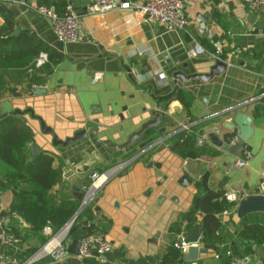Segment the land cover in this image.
I'll return each instance as SVG.
<instances>
[{
  "label": "crops",
  "instance_id": "obj_1",
  "mask_svg": "<svg viewBox=\"0 0 264 264\" xmlns=\"http://www.w3.org/2000/svg\"><path fill=\"white\" fill-rule=\"evenodd\" d=\"M181 1L188 26L177 32L144 22L134 11L93 14L90 0H71L90 42L63 43V50L55 46L59 41L49 19L36 10V0H26V5L5 3L14 15L15 31H19L13 35L29 34L42 50L61 55L62 60L38 67L44 52L23 59L0 53V123L18 118L33 132L31 155L55 156L54 166L62 169V180L47 195V201L55 207L77 206L73 217L82 212L90 175L114 169L94 202L100 235L113 245L104 264H161L178 236L191 233L193 228L188 230L186 225L179 233L171 229L191 208L198 193L196 184L205 176L208 188L220 194L240 191L249 197L263 192L264 9L251 12L241 0ZM4 23L0 15V27ZM194 42L208 54L188 58ZM214 42L223 45L225 71L209 82L190 78L211 72L217 62L210 56ZM95 73H102L103 79L92 83ZM175 74L188 80H175ZM178 91L184 93L188 108ZM257 105L263 109L261 115L254 114ZM158 106L164 117L157 129L123 151L104 146L126 144L152 119ZM237 113L252 117L253 136L243 148L230 151L211 143L201 147L195 143L200 154L196 159L172 150L171 138L182 133V126L200 123L205 124L200 133L207 137L216 133L231 146L226 125ZM162 128L164 136L160 135ZM82 131L88 132L84 139L68 146L54 144V135L65 142ZM141 144L145 148L141 149ZM245 152L252 155L248 168L232 169ZM14 196L11 187L0 193V213L11 210ZM217 219L223 225L221 236L226 245L241 249L243 242L234 232L245 225H264L263 213L239 219L236 212L224 221L219 215ZM107 223L108 230L102 231ZM88 225L85 219L76 220L62 260L47 258L37 264H103L96 254L83 260L69 252L73 242L88 233ZM12 227L22 239L21 254L40 250L50 238L47 227L35 235L20 217ZM200 247L199 264H225L226 255L221 259L213 245L202 241ZM248 257L252 264H261L256 255Z\"/></svg>",
  "mask_w": 264,
  "mask_h": 264
},
{
  "label": "trees",
  "instance_id": "obj_2",
  "mask_svg": "<svg viewBox=\"0 0 264 264\" xmlns=\"http://www.w3.org/2000/svg\"><path fill=\"white\" fill-rule=\"evenodd\" d=\"M38 7L54 8L62 13L68 0H36ZM0 15L5 23L0 27V53L6 57L23 59L26 57H38L41 52L48 55V63L58 64L62 60L61 55L42 50V46L29 34L21 33L14 36L16 23L14 15L5 3H0ZM182 102V92L178 91ZM185 107L190 106L184 103ZM262 107L256 106L255 115H261ZM195 121V120H194ZM192 121V122H194ZM205 124L194 125L191 132L178 133L171 138L172 150L184 158L196 159L200 156L195 150L197 132ZM202 134V132L200 133ZM32 130L16 117H10L0 123V193L11 187L15 196L9 212H15L29 227L32 233L40 235L45 227H50L54 232L59 231L79 209L75 207H55L47 201V195L52 192L62 180V169L54 166L55 156L50 153L31 155ZM88 184V183H87ZM198 193L193 199L191 208L182 216L179 223L172 226V232L179 233L183 225L191 229L195 225L201 226L202 241L213 245L221 259L226 255L227 264L233 257H248L261 250L264 253V225L252 224L240 227L234 232L242 244V248L227 246L221 236L223 225L217 219L228 208V204L220 201L222 194L208 188L207 177L196 184ZM78 208V209H77ZM3 213H0L2 215ZM95 205L85 208L77 216V219H85L89 222L88 233L100 235L96 225ZM110 223H107L108 230ZM13 232L15 231L12 227ZM16 234V232H14ZM86 234V235H87ZM17 235V234H16ZM102 236V235H101ZM174 244V243H173ZM22 247V245H21ZM37 250L31 249L21 254V248L17 255L20 262L26 261ZM161 264H189L184 255L176 250L173 245L162 258ZM264 264V258L261 259Z\"/></svg>",
  "mask_w": 264,
  "mask_h": 264
},
{
  "label": "built area",
  "instance_id": "obj_3",
  "mask_svg": "<svg viewBox=\"0 0 264 264\" xmlns=\"http://www.w3.org/2000/svg\"><path fill=\"white\" fill-rule=\"evenodd\" d=\"M243 5L251 12H261L264 9V0H241ZM0 3H14L26 5V0H0ZM90 11L93 14H106L116 10L134 11L141 16L144 22L157 23L169 31H184L188 26V19L184 13V5L181 0H144L142 3L133 0H90ZM41 15L49 19L51 29L57 40L61 43L90 42L89 38L83 33L81 22L71 0H68L62 13L55 11L54 8L37 7ZM213 51L210 53L215 61L222 60L223 45L221 42L213 43ZM208 54V51L199 43L194 42L187 52L188 58H199ZM48 55L41 54L37 61V66L48 63ZM103 79L102 73H95L92 76V83H97ZM194 125H184L181 132H191ZM196 144L201 147L209 145L207 135L197 132ZM252 158L250 152H245V156L232 164V169L245 171ZM114 169L103 173L93 172L90 175L89 183L84 188L83 200L80 205V211L94 205L102 186L113 174ZM248 196L240 191H229L222 194L220 201L228 204L219 218L224 221L231 214L235 215L240 202ZM78 216V215H77ZM77 216L73 217L60 231L51 233V228L47 227L45 232L49 231L50 238L48 242L38 250L33 256L24 262H19L17 257L22 239L13 232V222L18 215L15 212H6L0 215V264H37L47 258L53 261H60L67 255V245L69 234L75 224ZM186 236H178L173 247L181 254L185 255L191 246L184 242ZM203 236H200V243ZM199 243V244H200ZM113 250V245L101 235L87 234L79 241L78 257L80 259H89L97 255L101 263L107 262V257ZM201 252V249H200ZM200 254V253H199ZM227 264H252L250 257H233Z\"/></svg>",
  "mask_w": 264,
  "mask_h": 264
},
{
  "label": "water",
  "instance_id": "obj_4",
  "mask_svg": "<svg viewBox=\"0 0 264 264\" xmlns=\"http://www.w3.org/2000/svg\"><path fill=\"white\" fill-rule=\"evenodd\" d=\"M19 31L16 30L15 34H17ZM55 46L59 50H63V43L58 42L55 44ZM226 65L221 62L217 61L216 64L212 67L211 72L208 75H195L190 76V78L199 79L203 82H209L211 79H213L216 76H219L222 74L225 69ZM175 80H180L181 82H185L188 80V78H185L182 74H175L174 75ZM189 78V79H190ZM179 88V85L176 84V89ZM164 117V113L161 110V107H157V110L153 113L152 119L147 122L145 125L142 126L139 132L132 135L128 142L124 144L123 146H114V145H107L104 143L105 147H109L111 149H114L116 151H123L125 148L131 147L136 143L137 140L141 139L146 132H149L152 129H157L162 124V119ZM226 128L230 131V134L228 135L229 138H227V142L231 143V146H228L225 144V141L222 140L216 133H210L208 135V139L210 143L217 147V148H223L225 150L232 149H240L243 148L246 143L249 141V139L253 136V128H252V117L248 116L247 114L243 113H237L235 117L232 119V122L228 125H226ZM45 132H48L50 130H45ZM51 133V132H49ZM165 129H160V135L164 136ZM88 132L82 131L77 133L73 138L66 140L65 142H60L55 138L54 135V144L60 145V146H68L71 143H75L78 140L84 139L87 137ZM233 137H235L234 140ZM140 148H145V144H141ZM153 164H150V167ZM263 170H264V164H263ZM253 213H263L264 214V184H263V192L258 195L249 196L246 199L242 200L238 206L237 214L239 219H243L249 214ZM200 236H201V226L195 225L193 229L191 230V233L184 239V242L186 244H190L186 255H184L185 260H188L192 264H199V258H200ZM69 252L78 254L79 252V242L75 240L73 242V245L69 248Z\"/></svg>",
  "mask_w": 264,
  "mask_h": 264
},
{
  "label": "rangeland",
  "instance_id": "obj_5",
  "mask_svg": "<svg viewBox=\"0 0 264 264\" xmlns=\"http://www.w3.org/2000/svg\"><path fill=\"white\" fill-rule=\"evenodd\" d=\"M76 222V221H75ZM257 257H258V259L261 261V259L264 257V253L261 251V250H259V251H257V253L255 254Z\"/></svg>",
  "mask_w": 264,
  "mask_h": 264
}]
</instances>
